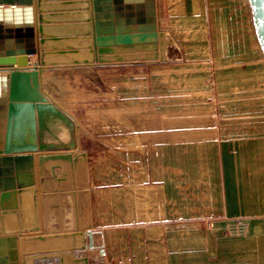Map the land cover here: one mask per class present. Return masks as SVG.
<instances>
[{
  "label": "rangeland",
  "instance_id": "obj_1",
  "mask_svg": "<svg viewBox=\"0 0 264 264\" xmlns=\"http://www.w3.org/2000/svg\"><path fill=\"white\" fill-rule=\"evenodd\" d=\"M181 2L167 60L49 92L82 119L96 198L84 253L100 264L264 261V237H248L264 230V53L250 3L188 0L187 16Z\"/></svg>",
  "mask_w": 264,
  "mask_h": 264
},
{
  "label": "water",
  "instance_id": "obj_2",
  "mask_svg": "<svg viewBox=\"0 0 264 264\" xmlns=\"http://www.w3.org/2000/svg\"><path fill=\"white\" fill-rule=\"evenodd\" d=\"M75 1L85 14L84 32L71 39L84 41L80 47L53 44L68 39L46 30L45 0H35L34 21L33 0H0V264H89L84 251L90 224L76 213L89 206L88 156L79 149L75 118L43 89L42 72L161 62L172 43L159 26L156 0ZM249 3L264 53V0ZM26 200L35 218L31 225L23 224ZM52 212L62 215L58 227ZM10 220L15 226L8 228Z\"/></svg>",
  "mask_w": 264,
  "mask_h": 264
},
{
  "label": "crops",
  "instance_id": "obj_3",
  "mask_svg": "<svg viewBox=\"0 0 264 264\" xmlns=\"http://www.w3.org/2000/svg\"><path fill=\"white\" fill-rule=\"evenodd\" d=\"M33 1L34 2L32 4V6H33V21H34L36 8H35V0H33ZM175 1H177V0H175ZM175 1H172V0H156V6H157L159 26H162L165 30H168L167 32L171 33V35L173 37L178 39L179 37L176 36V32L171 27V21H170L171 17H173V14H171V8L170 7H171L172 3H175ZM45 3L49 5L46 7V9H45L46 11L44 12L46 14V17L48 18V21H49L46 24V30L50 33L51 37H53V38L67 37V39H68V40H65L64 42H60V43L55 42L53 44L63 45L64 43H68V44L74 45L76 47L82 46L84 44L83 43L84 41H82V40H71V39H73V37L75 35L81 34L85 30V25L80 23V19L84 18L85 14H82V12H80L79 10H76V8L79 6L78 2H76L75 0H45ZM193 5L194 4H191L188 2V0H186V2H184V4L182 3L179 5V6H184V8L182 7V10L180 13H184L187 16H189V14L192 13L191 8ZM199 5L200 4L198 2L197 3V11L198 12H196V14L199 13V10H200ZM160 6H161L162 10L164 11V13H166L165 14L166 21H164L160 17V10H161ZM195 17H198V16H195ZM162 21H164L163 25H161ZM31 58H33V59H31ZM62 58L66 59V57H62ZM28 60H29V64L32 65L37 61V56L35 54L29 55ZM146 65H148L147 62H144L141 64L125 63V64H86V65L74 66V67L59 66V67H54V68H49V69L44 70L41 74L40 79H41V84L43 86V89L47 93H49V92L51 93V91H50L51 89H52V91H55V92H58L59 90H61V91H67V92L71 93L73 91V88L70 89V88H68V86H72L73 84H75L74 81H76V83H78V80H80V78L85 79L84 84H88L89 78L91 79L92 77L95 79L99 77L101 79V81L102 80L105 81L106 79L110 78V76L113 74V72L117 73L119 70L125 69L126 66H130L131 72H134V71L135 72H139V71L142 72L143 69H145L144 67ZM139 68H141V69L138 70ZM125 71H126V69H125ZM97 80H99V79H97ZM53 99L56 100L54 97H53ZM62 107L65 108L64 106H62ZM68 112L75 118V114L71 113L70 111H68ZM75 120H82V119H78L76 117ZM4 134H5V124H4L3 130L0 132V142L1 143L4 140ZM89 171H90V167L88 164V196H87V198H88L89 206H88V209L86 210L88 213L86 214L84 211L85 216L83 215L84 216L83 220L89 219L91 221V219L94 218L93 206H94L96 198H95V195L93 194V190L91 188V179H90V172ZM56 173H57V175H59L58 169H56ZM258 184H261V182ZM81 204H82V206L84 205L83 202H81ZM249 205H252V204H249ZM253 210H255V206L253 207ZM76 211H77L76 213L78 214V217H80L81 216V209L77 208ZM51 214L53 217V218L51 217V219L53 221H57V219H59V220L62 219V215L60 212H57V213L52 212ZM255 214L259 215V216H255V219L256 218L257 219H264V212H263V216H260L261 213L259 214V212H255ZM70 217H71V219L73 218L72 213H70ZM256 233L257 232H253V233L249 232L248 237H250V238H251V236H263L264 237V230H263L262 234H256ZM263 245H264V241H263ZM248 247H249L248 250L250 251V250L254 249L255 245L253 243L249 242ZM87 253H84V255H86L88 257L89 264L103 263V262H97L93 255L91 256V255H88ZM261 262H262V264H264V261H258V260H255L253 258L245 264H261ZM39 264H57V261H54V260L53 261H44V262H41ZM106 264H108V263H106Z\"/></svg>",
  "mask_w": 264,
  "mask_h": 264
},
{
  "label": "bare ground",
  "instance_id": "obj_4",
  "mask_svg": "<svg viewBox=\"0 0 264 264\" xmlns=\"http://www.w3.org/2000/svg\"><path fill=\"white\" fill-rule=\"evenodd\" d=\"M34 58V57H33ZM31 58V59H33ZM31 207L29 206V204L27 203V200H26V203H25V206H24V210H23V224L24 225H31V224H34L35 222V218H34V214L33 212L31 211ZM8 228H11V227H14L15 226V222L14 220H10L9 221V224L6 225Z\"/></svg>",
  "mask_w": 264,
  "mask_h": 264
}]
</instances>
